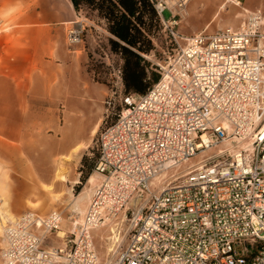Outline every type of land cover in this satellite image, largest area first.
Masks as SVG:
<instances>
[{"label":"built area","instance_id":"obj_1","mask_svg":"<svg viewBox=\"0 0 264 264\" xmlns=\"http://www.w3.org/2000/svg\"><path fill=\"white\" fill-rule=\"evenodd\" d=\"M182 39L99 131L83 223L46 248L61 211H24L3 227L2 264H264V15ZM229 137L237 149L208 154ZM109 219L125 244L102 261L90 231Z\"/></svg>","mask_w":264,"mask_h":264},{"label":"rangeland","instance_id":"obj_2","mask_svg":"<svg viewBox=\"0 0 264 264\" xmlns=\"http://www.w3.org/2000/svg\"><path fill=\"white\" fill-rule=\"evenodd\" d=\"M42 1H46L44 3L49 6L58 3V0H0V29L11 24H33L38 27L49 25L41 17V9L44 5ZM161 1L165 8L161 12L158 31L152 37L154 48L144 55L151 65L150 68L158 75L159 65H164L182 44V37L201 30L212 31L225 27L238 28L245 20L247 11L259 10L264 15V0H240V5L225 2V0ZM30 7L36 8L37 20L35 23H29L27 19ZM81 14L89 21H84L86 23L85 28L81 26L80 22L68 23L66 25L67 40L73 44H84L88 54L86 69L100 87L99 97L91 106L90 111L81 116L82 122L76 128L79 136L77 145L62 150L55 141L46 140V145L37 147L38 151L45 153V155L52 154L49 158V165L53 166V172L50 173L49 177L37 174V172L22 170L17 173L12 171L6 162L0 161V247L3 245V227L13 221L20 213L28 210L41 216L51 210L61 211L62 221L59 229L45 235L44 245L46 248L63 247L64 239L69 237L71 231L81 223L84 209L89 203V199L85 202L82 201V208H80L82 213L75 217L77 211L75 208L80 204L78 202L79 194L83 191L91 175L96 180L89 187V197L95 185L100 181L99 175L94 172L97 157L95 142L102 127L113 121L116 113L122 107L121 99L124 92L120 80L122 61L118 55L110 51L109 33L103 23L85 10H81ZM69 30L77 32L78 41L69 39ZM60 122L63 125L65 120L60 117ZM37 132L39 137L47 136V132L54 134L56 132L61 135V130L56 129L38 130ZM239 145L240 143H237L236 139L229 137L226 142H222L209 150L208 154L216 152L220 148L235 150ZM75 148L80 151L76 161L70 160ZM30 149L32 150V147H29ZM42 155L44 156V154ZM202 155L205 154L202 153ZM200 159L201 154L194 157L192 161ZM89 164H91L90 170L88 169ZM42 167L45 169L44 165ZM30 189H34L31 191L32 197H28L22 202L19 195L30 191ZM120 228L117 220L109 219L103 225L101 223L91 229L90 233L95 250L102 261H108L114 257L116 251L124 246L125 233L121 232ZM59 231H62L64 236L59 235ZM0 264H2L1 260Z\"/></svg>","mask_w":264,"mask_h":264},{"label":"crops","instance_id":"obj_3","mask_svg":"<svg viewBox=\"0 0 264 264\" xmlns=\"http://www.w3.org/2000/svg\"><path fill=\"white\" fill-rule=\"evenodd\" d=\"M57 2L41 5L47 26L11 24L0 29V161L17 173L22 170L49 177L52 154L45 155L37 147L47 141H55L62 150L77 145L81 116L100 94L86 69L84 44L67 40L68 23L80 22L85 28L84 21L89 20L69 0ZM27 19L36 22V8L30 7ZM60 117L65 120L63 125ZM54 129L61 130V135L47 132V136H38V130ZM31 191L34 189L19 195L22 202L32 197ZM78 199L76 213L89 194Z\"/></svg>","mask_w":264,"mask_h":264},{"label":"trees","instance_id":"obj_4","mask_svg":"<svg viewBox=\"0 0 264 264\" xmlns=\"http://www.w3.org/2000/svg\"><path fill=\"white\" fill-rule=\"evenodd\" d=\"M69 1L76 11L95 16L109 33V49L122 61L123 93H144L159 77L144 57L154 48L152 37L159 28L155 0Z\"/></svg>","mask_w":264,"mask_h":264},{"label":"bare ground","instance_id":"obj_5","mask_svg":"<svg viewBox=\"0 0 264 264\" xmlns=\"http://www.w3.org/2000/svg\"><path fill=\"white\" fill-rule=\"evenodd\" d=\"M224 5V4H223ZM222 7V6H221ZM221 9V8H220ZM75 34L74 35H72V37H71V40L72 41H77L78 39H77V34H76V32L75 31H73ZM244 146V145H243ZM79 154H80V151L78 150V148H75L74 149V151L72 152V155H71V157H70V160H77L78 159V157H79ZM67 159H68V157H67ZM95 172V171H94ZM96 179H95V177L93 176V175H91L89 178H88V180H87V182H86V186L84 187V189H83V191L79 194V198L80 199H83V198H85V197H87L88 196V190L90 189L89 187L94 183V181H95ZM96 186V185H95ZM94 191V190H93ZM92 194H93V192H92ZM73 197H75V196H73ZM90 197H92V195L90 196ZM89 197V202H90V200H91V198ZM89 204V203H88ZM87 207H88V205H87ZM87 207H86V209H85V211L87 210ZM84 211V212H85ZM84 212H83V214H84ZM80 213H82L81 211H78L77 213H76V216L75 217H78V215H80ZM78 219V218H77ZM75 220H76V218H75ZM79 220H80V218H79ZM83 223V217H82V220H81V223L80 224H82ZM102 223V225L105 223V222H98L96 225H92V229H94L95 227H97V226H99L100 224ZM79 225V224H78ZM59 235H62L63 234V232L62 231H59V233H58ZM62 236H64V235H62ZM110 250H112V249H110ZM110 260V259H109ZM108 260V261H109Z\"/></svg>","mask_w":264,"mask_h":264}]
</instances>
